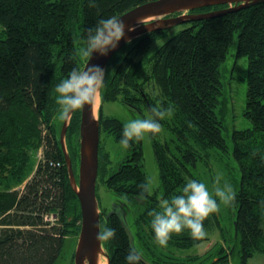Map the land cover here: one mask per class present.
Listing matches in <instances>:
<instances>
[{
	"label": "trees",
	"instance_id": "obj_1",
	"mask_svg": "<svg viewBox=\"0 0 264 264\" xmlns=\"http://www.w3.org/2000/svg\"><path fill=\"white\" fill-rule=\"evenodd\" d=\"M151 1L0 0V264H57L70 234L79 236L80 204L60 144L63 122L58 130L55 88L72 69H83L89 29L100 19L119 17ZM180 26L184 28L152 56L145 57L154 42L173 29L142 35L122 48L107 67L100 135L113 136L118 143L123 136L125 123L104 114L107 102L120 100L150 116L157 104L171 106L174 113L160 121V134L150 136L161 185L150 196L145 193L144 199L140 185L149 179L142 141L130 142L115 170L100 144L99 204L102 185L128 202L137 248L154 264H208L216 258L213 264H236L232 261L236 254L238 264H248L264 254V3L175 28ZM231 56L248 60L244 117L251 127L229 134L222 97L224 66ZM80 120L81 109L74 112L67 132L75 169ZM42 149L43 158L36 164L35 156ZM213 151L226 154L236 166L235 176L228 172L236 193L230 204L232 232L218 212L204 221V240H193L185 229L173 234L166 248L159 246L149 213L160 211V199L180 194L186 177L203 183L195 172L201 162L209 166ZM101 212V227L116 233L103 242L111 264H127L128 236L116 216L107 220L108 209ZM51 216L56 217L54 222ZM217 230L228 247L217 243L204 256L185 259L174 254L210 240Z\"/></svg>",
	"mask_w": 264,
	"mask_h": 264
},
{
	"label": "water",
	"instance_id": "obj_2",
	"mask_svg": "<svg viewBox=\"0 0 264 264\" xmlns=\"http://www.w3.org/2000/svg\"><path fill=\"white\" fill-rule=\"evenodd\" d=\"M264 0H152L141 4L138 7L119 16L126 25L125 36L114 50L108 55H101L94 52L84 63L88 66H99L105 73L112 58L128 43V40H136L144 34L157 31L174 29L179 25L191 21L208 20L229 12L248 9L254 5H261ZM226 6V9L211 10L207 12L194 13L196 10ZM141 20V24L137 21ZM135 27V31H128V27ZM102 89V88H101ZM127 105V104H126ZM132 111L134 107L127 105ZM102 107L101 90L98 95L95 108L85 105L81 109V120L79 128V163L74 167L71 155L67 148V132L71 119L64 121L61 133L60 144L63 150L65 164L68 169L70 185L78 197L81 211V228L78 236L77 248L74 255L75 264H101L105 260L111 264L110 255L104 243L96 239L101 228V207L97 195V183L99 175V151H100V111ZM136 112V111H134ZM140 112V111H137ZM111 208L108 209L106 219L116 216L125 230L130 247L136 245L135 236L131 227L133 211L128 202L120 197H115ZM119 209V214L116 209ZM123 215L125 220H121ZM99 226V227H98ZM138 249V248H137ZM139 251V249H138ZM143 264H154L150 262L140 251ZM214 259L208 264L218 262Z\"/></svg>",
	"mask_w": 264,
	"mask_h": 264
},
{
	"label": "clouds",
	"instance_id": "obj_3",
	"mask_svg": "<svg viewBox=\"0 0 264 264\" xmlns=\"http://www.w3.org/2000/svg\"><path fill=\"white\" fill-rule=\"evenodd\" d=\"M90 7H95L90 2ZM141 24V20L137 21ZM126 25L117 16L107 19H100L93 29H89L87 46L82 50L84 57H91L94 52L101 55H108L110 50H114L125 36ZM128 31H135V27H128ZM131 44V39L128 40ZM105 85V71L99 66H87L84 69H72L55 88L58 94L56 103L60 106L58 119L68 121L71 114L79 109L90 105L95 108L100 90ZM174 109L169 106L163 108L157 104L151 109V116L143 119H134L127 122L123 128V136L120 144L129 148L131 141H142L149 136H157L162 132L160 121L173 116ZM186 179L185 186L179 190L180 194L173 195L171 199H160V211L149 213L153 217L151 227L155 233V242L161 247H167L173 234H181L185 229L190 231L193 240L202 241L207 236L204 229V221L213 213H218L220 204L230 205L236 197L232 186L227 182L220 187L221 177L218 175L215 180L213 198L204 183L194 179ZM140 198H145V193L152 194V181L148 180L141 184ZM119 214V209H116ZM123 221L125 217L120 216ZM99 227V226H98ZM113 228L101 227L96 235V239L101 242L110 241L115 236ZM141 254L133 245L126 256L127 264H140Z\"/></svg>",
	"mask_w": 264,
	"mask_h": 264
},
{
	"label": "rangeland",
	"instance_id": "obj_4",
	"mask_svg": "<svg viewBox=\"0 0 264 264\" xmlns=\"http://www.w3.org/2000/svg\"><path fill=\"white\" fill-rule=\"evenodd\" d=\"M184 26H180L179 28H175L169 32V34L164 35L163 39L156 40L150 51L146 54L145 57H150L154 54L157 48L163 45L172 35H175L178 30L183 29ZM83 56V55H82ZM248 60L246 57H242V59L236 60L234 56L227 61L226 65L224 66L225 70V93L222 97L223 106L225 107V123L228 125V133L234 129L237 130H245V128L251 127V123L244 117V109L246 107V93H247V71H248ZM104 114L111 117H116L123 121L125 124L134 119H143L146 116H150L147 111L142 112H133L125 103L119 101L115 102H107L104 104ZM64 123L56 119L57 129H60V124ZM62 129V128H61ZM143 148L145 150L144 154V170L148 175V179L152 181L153 191L155 193L156 190L160 188L161 180H160V170L158 169L157 159L155 157V148H153V143L151 137H146L142 140ZM100 144L102 151L107 152L110 154L111 157V164L110 167L115 170L117 165L125 158L127 155L126 149L118 142L115 141L113 136H108L106 134L101 135ZM44 150L38 151L35 156L34 163L37 164L43 158ZM226 154L219 153L217 151H213L211 153V160L209 166L205 165L204 162H201L198 165V169L196 170V176L199 177L203 181V183L207 186L210 193L214 195V186L216 177L219 175L220 179V187H223L224 184L227 182L233 188L232 182H228L229 175L228 172L231 170L233 176L234 169L236 166L232 165V161L226 160L228 156ZM224 164H222V163ZM23 186L18 187V189H22ZM234 189V188H233ZM99 197L101 201V208L110 209L112 204L115 201V196L112 192H110L105 186H100L99 188ZM219 199V198H218ZM219 216L221 222L225 225L226 228H229L232 232V223L231 220V210L230 205L225 206L220 204ZM1 230V226H0ZM210 240H206L199 245H195V247L191 249H185L180 251H174L176 256H179L182 259L188 257H196V255L204 256L207 251L213 248L217 243L219 246L222 244L225 247H228L230 243H226L222 241V235L220 231L213 232L209 235ZM78 242V237L75 234H70L67 238L65 247L63 249L62 255L57 264H74L73 255L76 250ZM238 254L233 256L232 261L233 263L238 264ZM249 264H264V254H258L255 257L251 258Z\"/></svg>",
	"mask_w": 264,
	"mask_h": 264
},
{
	"label": "built area",
	"instance_id": "obj_5",
	"mask_svg": "<svg viewBox=\"0 0 264 264\" xmlns=\"http://www.w3.org/2000/svg\"><path fill=\"white\" fill-rule=\"evenodd\" d=\"M49 220L52 221V222H54V221L56 220V217H55V216H51V217L49 218Z\"/></svg>",
	"mask_w": 264,
	"mask_h": 264
},
{
	"label": "flooded vegetation",
	"instance_id": "obj_6",
	"mask_svg": "<svg viewBox=\"0 0 264 264\" xmlns=\"http://www.w3.org/2000/svg\"><path fill=\"white\" fill-rule=\"evenodd\" d=\"M137 112V111H136ZM78 243V242H77ZM76 248H77V246H76ZM76 251V250H75ZM74 255H75V253H74ZM74 255H73V261H74ZM75 264V263H74Z\"/></svg>",
	"mask_w": 264,
	"mask_h": 264
},
{
	"label": "bare ground",
	"instance_id": "obj_7",
	"mask_svg": "<svg viewBox=\"0 0 264 264\" xmlns=\"http://www.w3.org/2000/svg\"><path fill=\"white\" fill-rule=\"evenodd\" d=\"M101 264H107V263H106V261L104 260L103 263H101Z\"/></svg>",
	"mask_w": 264,
	"mask_h": 264
},
{
	"label": "crops",
	"instance_id": "obj_8",
	"mask_svg": "<svg viewBox=\"0 0 264 264\" xmlns=\"http://www.w3.org/2000/svg\"><path fill=\"white\" fill-rule=\"evenodd\" d=\"M250 261H251V260H250ZM250 261H249V262H250ZM248 264H249V263H248Z\"/></svg>",
	"mask_w": 264,
	"mask_h": 264
}]
</instances>
